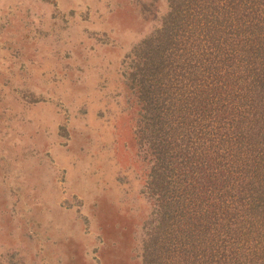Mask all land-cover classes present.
<instances>
[{
  "label": "rangeland",
  "instance_id": "obj_1",
  "mask_svg": "<svg viewBox=\"0 0 264 264\" xmlns=\"http://www.w3.org/2000/svg\"><path fill=\"white\" fill-rule=\"evenodd\" d=\"M167 0H0V264H141L134 45Z\"/></svg>",
  "mask_w": 264,
  "mask_h": 264
},
{
  "label": "trees",
  "instance_id": "obj_2",
  "mask_svg": "<svg viewBox=\"0 0 264 264\" xmlns=\"http://www.w3.org/2000/svg\"><path fill=\"white\" fill-rule=\"evenodd\" d=\"M134 45L141 264H264V0H167Z\"/></svg>",
  "mask_w": 264,
  "mask_h": 264
}]
</instances>
